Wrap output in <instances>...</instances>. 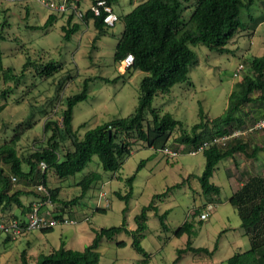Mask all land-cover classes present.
<instances>
[{"label":"rangeland","instance_id":"rangeland-1","mask_svg":"<svg viewBox=\"0 0 264 264\" xmlns=\"http://www.w3.org/2000/svg\"><path fill=\"white\" fill-rule=\"evenodd\" d=\"M93 1L81 0V11L85 12ZM143 1L117 0L113 7L117 15L123 17ZM195 3L196 0H192L184 5L187 8L182 13V20L187 29L195 27L192 16ZM71 13L51 11L36 0L21 4L0 2V22L6 20L9 23L1 44L4 66L14 68L15 73L19 74L29 56L43 63L58 61L64 66L62 73L47 80L35 77L33 70L29 69L19 85L5 83L0 73V106L5 105L0 109V142L9 140L18 125H27L29 120L32 123L24 130L18 144L21 156H28L45 146L50 136V133L44 132L45 121L61 120L65 99L79 93L86 78L98 76L114 79L123 72L127 75L114 59L124 22L118 21L93 47L97 34L93 23L86 24L75 15L72 23L80 24V30L69 41L64 40L63 27L67 25ZM51 14L56 15L57 20L50 28L42 29ZM251 14L258 20L257 25L252 23L249 30L238 32L228 45L231 52L217 53L203 45L192 47L197 53L198 62L190 69L189 81L175 85L169 95L156 96L153 108L172 114L184 123L187 130L200 122L201 109L209 118L222 115L235 84L249 74L248 61L264 54V0L256 2ZM242 19L248 20V12L242 14ZM240 66H243L241 71ZM145 75L137 70L129 80L122 78L116 83H106L100 79L91 81L88 100L80 102L74 109L73 128L79 131V136L105 122L126 118L134 113L138 106L140 83ZM9 88L12 91L3 97L2 92ZM257 122L248 125L245 136L250 142V152L264 141V130L251 131ZM83 124L85 126L81 127ZM179 134L174 133L168 141L170 149L182 148L176 142ZM190 153L182 151L178 157L171 158L163 149L150 148L146 143L138 142L132 145V152L124 159L119 172H104L95 157L88 168L69 180L60 181L51 173L49 184L52 188H60L59 199L64 201L80 196L77 183L90 170L103 172L104 181L90 190L77 205L67 209L69 212L64 216L76 220L77 225H58L50 232L32 230L9 241H6L4 234L1 235L0 264H20L25 251L29 264H37L39 255L49 254L62 244L70 249L83 250L92 243L94 229L120 226L124 219L129 230H134L135 216L151 203L155 195L163 194L169 188L167 195L155 199L160 215L169 212L166 220L168 231L162 229L155 211L148 212L147 230L141 244L149 254L150 264H172L178 258V251L187 247L189 236L175 235L185 221L195 224L193 248L213 251L217 244L218 248L212 255L189 250L181 255L177 264H226L236 253L250 249L249 239L230 198L250 176L264 175V152H260L256 158L237 153L233 158L221 161L211 178V182L221 189L219 196H206L203 193L198 177L204 172L206 159L202 151ZM146 160L145 166L137 173L133 195L125 213L127 204L116 196V192L124 195L128 192L127 179ZM16 189L30 190L23 184L16 185ZM101 192L105 193L106 199L100 202ZM41 197L35 193L23 197V200L26 204L42 203ZM209 203L214 207L212 214L199 223L200 217L194 213L198 209L204 211ZM97 207L105 212L98 211ZM20 212L14 206L5 213L0 212V220H9ZM121 242H126V245H119ZM98 251L99 264H139L143 259L133 248L132 238L125 233L116 235L112 241L104 238Z\"/></svg>","mask_w":264,"mask_h":264},{"label":"trees","instance_id":"trees-1","mask_svg":"<svg viewBox=\"0 0 264 264\" xmlns=\"http://www.w3.org/2000/svg\"><path fill=\"white\" fill-rule=\"evenodd\" d=\"M105 1L112 6L117 2V0ZM258 1L196 0L192 13L195 24L193 29L185 28L186 23L182 20V13L187 8L184 5L191 3L192 0H144L127 15L118 16L119 21L124 22V31L114 59L119 65L128 55H133L134 62L126 70L127 75L121 74L114 79L98 76L86 78L82 90L65 99L61 120L45 121L44 132L50 133L45 146L28 156L20 155L18 144L24 130L31 127L30 120L27 125L26 123L18 125L15 134L9 140L0 142V212L5 213L15 206L21 212L19 215L15 213L13 219L24 220L36 202L26 204L23 197H30L36 193L42 196L41 212H47L49 217L62 218L69 212L67 209L77 205L90 190L104 181L103 172L90 170L77 183L81 190L80 196L70 201L59 199L60 188L50 186L51 173L60 181L69 180L88 168L95 157L98 158L104 172L116 173L120 171L124 159L131 154L134 143L144 142L150 148L164 149L168 147V141L176 132L180 133L176 142L182 146L176 151L189 153L199 151L203 147L202 154L206 159V165L198 181L206 196H219L221 189L211 182V178L221 161L233 158L237 153L247 158H256L260 152H264V141L250 152V142L245 139L248 125L257 122L259 118H264V54L254 56L248 61L249 74L235 84L229 95L225 112L218 117L209 118L201 109L200 122L193 125L190 130H187L184 123L175 119L172 114L162 113L153 108V100L158 95H169L175 85L189 81L190 69L198 62L197 53L192 47L203 45L217 53L231 52L228 45L238 32L249 30L252 23L257 25L258 20L251 11ZM21 3L23 2L19 4ZM81 3V1L77 3L78 9L81 8ZM244 12H248V20L242 19ZM73 15L74 13L69 15L67 25L63 27L66 41L80 30V24L72 23ZM56 20V15L51 14L42 29L50 28ZM81 20L86 24L93 23L97 31L93 41L95 47V43L110 27L104 24L103 16H94L90 10ZM7 25L9 26V23L6 20L0 22V73L5 83L21 84L25 72L29 69L33 70L35 77L42 80L53 79L62 73L64 69L62 63L54 60L43 63L30 56L27 57L21 73L16 74L12 67L6 68L1 44L5 39L4 32ZM137 70L146 75L140 83L138 106L134 113L126 118L114 119L98 125L80 137L79 131L73 128L74 109L80 102L88 100L91 81L100 79L106 83H116L122 78L129 80ZM11 91L12 88L3 91L2 96L7 97ZM4 107L5 105L2 104L0 109ZM84 126L83 124L81 127ZM236 132L243 134L233 136ZM222 137L229 139L215 142L216 138ZM41 162L46 164L45 171L41 169ZM146 162L147 160L143 161L137 172L127 179L128 192L125 195L116 192V196L127 204L125 213L133 195L137 173ZM13 178L16 179L15 182ZM22 184L30 190L16 189V185ZM39 185H44L50 196L37 192L36 188ZM170 189L163 194L155 195L151 203L143 207L135 216L134 230H129L126 219L120 226L94 229L95 237L92 243L83 250L70 249L62 244L59 249L49 254L39 255L36 258L37 264H99L98 250L102 240L105 238L112 241L116 235L122 233L132 238L133 248L143 256L139 264H150L149 254L141 244L147 230L148 212L155 211L162 229L168 231L166 220L169 212L160 215L155 199L167 195ZM49 200L52 205L48 204ZM230 203L236 208L241 219V226L249 239L250 249L236 253L227 260L226 264H264V175L250 176L231 196ZM98 211L105 212L101 209ZM202 212L198 209L194 215L200 217ZM201 222L200 219L199 223ZM53 229L41 231L50 232ZM184 234L189 236L187 247L178 251V258L172 264H177L181 255L189 250L212 255L218 248V244L213 251L193 248L192 238L196 236L193 221H185L175 231L177 237ZM9 240L13 239L6 236V241ZM119 245L124 246L126 242H121ZM20 264H29L26 251L22 253Z\"/></svg>","mask_w":264,"mask_h":264},{"label":"built area","instance_id":"built-area-1","mask_svg":"<svg viewBox=\"0 0 264 264\" xmlns=\"http://www.w3.org/2000/svg\"><path fill=\"white\" fill-rule=\"evenodd\" d=\"M30 0H0V2H7V3H20V2H28ZM40 4L44 5L46 8L50 9L51 11H56L60 13L65 12H73L75 17H78L80 19L83 18L84 14L90 10L94 16L101 17L103 16L104 24L110 28L114 27L116 23L119 21V17L117 13L114 10V7L110 4H108L105 0H97L95 3H92L89 8L82 12L81 8H77V3L81 0H71V3H69V0H63L61 3H56L55 0H36ZM71 13V14H73ZM134 57L133 55H128L125 60H123L120 65L123 67L124 71H126L128 68H130L133 65ZM243 69V66H240L239 70L241 71ZM254 130H264V118L260 119L255 126L251 129V131ZM243 134L242 132H236L233 136H238ZM228 137H222V138H216L215 142H224ZM208 144H205L207 146ZM203 150V147L199 151H193L190 154H197L200 151ZM163 152L171 157L175 158L178 157L181 152L172 150L168 147L163 149ZM42 171L46 170V164L44 162H41L40 164ZM13 181L15 182L16 179L13 178ZM37 192L44 193L47 196L49 195L48 190L44 187V185L37 186ZM100 202L102 200L106 199V195L104 192H101L99 195ZM48 204L52 205L51 201H48ZM213 205L212 203H209L206 205L205 210L200 215L201 220L208 219L213 211ZM77 221L74 219H71L69 217H62V218H53L49 217L47 212H41V203H36L33 205L32 210L27 214L25 219H9V220H0V232L2 235L11 237L13 240H16L20 236L24 235L28 231L32 230H43L48 228H55L58 225H77Z\"/></svg>","mask_w":264,"mask_h":264},{"label":"crops","instance_id":"crops-1","mask_svg":"<svg viewBox=\"0 0 264 264\" xmlns=\"http://www.w3.org/2000/svg\"><path fill=\"white\" fill-rule=\"evenodd\" d=\"M74 23H75V22H74ZM123 73H124V72H123ZM123 73H122V74H123ZM238 189H239V188H238Z\"/></svg>","mask_w":264,"mask_h":264}]
</instances>
